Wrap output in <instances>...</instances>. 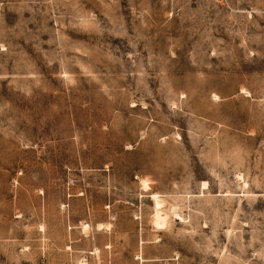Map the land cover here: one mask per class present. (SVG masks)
Instances as JSON below:
<instances>
[{"label":"rangeland","instance_id":"1","mask_svg":"<svg viewBox=\"0 0 264 264\" xmlns=\"http://www.w3.org/2000/svg\"><path fill=\"white\" fill-rule=\"evenodd\" d=\"M0 264H264V0H0Z\"/></svg>","mask_w":264,"mask_h":264},{"label":"bare ground","instance_id":"2","mask_svg":"<svg viewBox=\"0 0 264 264\" xmlns=\"http://www.w3.org/2000/svg\"><path fill=\"white\" fill-rule=\"evenodd\" d=\"M160 216H161V215H160ZM160 216H159V219H161ZM161 217H163V216H161ZM163 218H164V217H163ZM162 220H164V219H162Z\"/></svg>","mask_w":264,"mask_h":264}]
</instances>
